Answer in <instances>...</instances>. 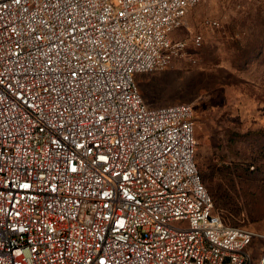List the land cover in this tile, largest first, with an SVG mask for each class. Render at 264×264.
<instances>
[{
  "label": "built area",
  "instance_id": "built-area-1",
  "mask_svg": "<svg viewBox=\"0 0 264 264\" xmlns=\"http://www.w3.org/2000/svg\"><path fill=\"white\" fill-rule=\"evenodd\" d=\"M199 1L0 0V264H264L202 182L193 102L134 78L185 55Z\"/></svg>",
  "mask_w": 264,
  "mask_h": 264
},
{
  "label": "rangeland",
  "instance_id": "rangeland-1",
  "mask_svg": "<svg viewBox=\"0 0 264 264\" xmlns=\"http://www.w3.org/2000/svg\"><path fill=\"white\" fill-rule=\"evenodd\" d=\"M171 35L186 39L185 55L134 74L140 92L149 106L193 102L203 184L235 204L233 215L215 203L217 212L264 235V0H200ZM253 247L256 262L264 240Z\"/></svg>",
  "mask_w": 264,
  "mask_h": 264
},
{
  "label": "trees",
  "instance_id": "trees-1",
  "mask_svg": "<svg viewBox=\"0 0 264 264\" xmlns=\"http://www.w3.org/2000/svg\"><path fill=\"white\" fill-rule=\"evenodd\" d=\"M195 120H196V116H195ZM196 164H197V161H196ZM198 168V167H197ZM198 171H199V169H198ZM199 174H200V172H199ZM201 176V175H200ZM202 179V178H201ZM202 182H203V179H202ZM209 188H210V190L212 191V195H213V197L211 196V194H210V196H211V198H212V200H213V204H214V209H215V211L217 212V207L219 206L220 207V205H222V207H223V209H225V210H227V213L229 214V215H233V213H234V211H235V204H234V202L232 201V199L231 198H229V196H227V195H223L222 193H220L219 191H218V189H216V188H212L211 186H209ZM215 203H216V206H215ZM224 222V221H223ZM225 223V222H224ZM226 224V223H225Z\"/></svg>",
  "mask_w": 264,
  "mask_h": 264
}]
</instances>
